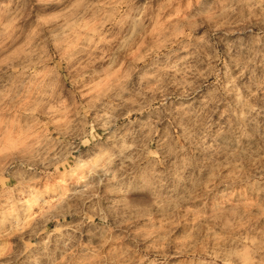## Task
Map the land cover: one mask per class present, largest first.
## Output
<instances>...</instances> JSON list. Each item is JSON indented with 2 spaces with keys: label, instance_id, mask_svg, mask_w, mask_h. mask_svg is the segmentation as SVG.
<instances>
[{
  "label": "clouds",
  "instance_id": "clouds-1",
  "mask_svg": "<svg viewBox=\"0 0 264 264\" xmlns=\"http://www.w3.org/2000/svg\"><path fill=\"white\" fill-rule=\"evenodd\" d=\"M0 264H264V0H0Z\"/></svg>",
  "mask_w": 264,
  "mask_h": 264
}]
</instances>
